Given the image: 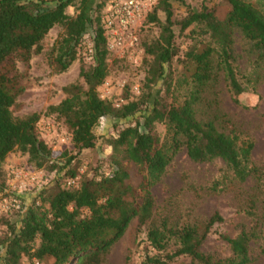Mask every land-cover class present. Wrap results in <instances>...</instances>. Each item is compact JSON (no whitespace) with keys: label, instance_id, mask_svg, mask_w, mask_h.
Returning <instances> with one entry per match:
<instances>
[{"label":"trees","instance_id":"obj_1","mask_svg":"<svg viewBox=\"0 0 264 264\" xmlns=\"http://www.w3.org/2000/svg\"><path fill=\"white\" fill-rule=\"evenodd\" d=\"M109 2L0 0V191L6 189L1 167L15 150L28 154L35 167L55 172L31 203L6 218L0 264H25V257L39 264H102L134 219L138 233L145 232L137 244L140 264H171L185 256L192 264H254L253 243L264 253V166L253 160V138L214 106L207 93L223 80L240 104L247 86L239 78L235 37L240 33L264 58V0H224L223 14L217 5L188 7L181 18L171 0H159L148 24L156 23L160 31L142 41L149 58L142 92L121 107L102 98L98 89L112 68L102 22ZM160 9L165 19L159 17ZM55 26L62 32L49 54L54 73L67 71L77 60L85 35L93 42L92 62L81 66V80L63 86L65 98L44 113L62 120L71 133L77 152L65 151L64 159L55 157L39 135L41 112L15 114L27 90L18 62L29 66ZM180 35H185L186 48L177 43ZM178 64L182 67H174ZM104 117L126 123L109 141L111 169L104 173L97 168L81 176L74 160L82 150L96 146L95 129ZM159 125L165 127L164 136ZM182 148L194 161H224V175L213 189L238 188L242 195L238 212L249 222H241L235 235L220 233L230 247L226 257L202 249L224 222L221 212L181 224L156 216L153 187ZM68 177H78V185L68 186ZM250 180L247 189L241 188Z\"/></svg>","mask_w":264,"mask_h":264},{"label":"rangeland","instance_id":"obj_2","mask_svg":"<svg viewBox=\"0 0 264 264\" xmlns=\"http://www.w3.org/2000/svg\"><path fill=\"white\" fill-rule=\"evenodd\" d=\"M171 1L177 18L184 16L188 7L200 10L203 5L209 7L217 5L220 14L225 13L227 8L224 0ZM74 11V7L69 8V12ZM158 13L161 19H165L164 11L160 9ZM159 31L156 23L147 25L141 33L142 41L157 36ZM176 31L179 35L178 28ZM61 32L62 27L60 26H55L50 31L43 40V51L32 57L29 66L22 61L18 62L20 72L25 75L24 82L27 84V90L20 95V106L15 111L17 116L32 112L42 113L37 124L39 135L52 148L54 156L59 158L65 151L70 155H76L77 150L73 146L71 133L66 124L56 116L44 113L50 104L59 103L65 98L63 86L81 80L80 68L82 65L91 64L93 46L90 34L85 35L79 46L77 60L67 71L54 73L50 65L49 54ZM177 43L186 48L188 42L185 40V35L177 37ZM234 48L239 78L247 86V89L239 96L240 104L234 102L223 80L207 93V97L213 101L214 106L218 104L223 112L253 138L255 143L253 160L256 164L264 166V58L258 51L253 50L251 42L244 39L240 33L236 34ZM148 60L149 58L143 55L141 65L136 68L129 64L127 58L115 63L116 61L110 55L109 61L112 68L110 75L98 88L100 96L112 101L114 105L120 98H124L127 102L135 99L142 92ZM174 67L181 68L182 65L178 64ZM136 86L139 90L135 88ZM116 122L117 120L110 117L102 118L95 129L96 146L82 150L77 155V160L74 162L76 161L75 163L80 166L81 176H90L97 171V168L99 172L108 173L110 171L108 158L112 153V146L109 141L116 137L120 129L126 125L124 121ZM158 132L164 136L165 127L159 125ZM225 168V163L221 159L194 161L189 157L187 150L182 148L153 187L157 203L156 216L159 218L167 216L174 224H181L189 219H207L215 212H221L224 222L214 228L202 246L204 251L215 252L221 257L230 254V247L221 238L220 233L235 235L241 222H249L238 212L242 201L238 188L235 191L213 189L215 181L223 177ZM1 170L6 181V189L0 191V235L6 229V218L23 205L31 203L55 177V172L35 167L29 162L28 154L21 150L11 152ZM65 180L68 186H76L79 181L78 177H68ZM252 182L250 180L247 185L245 184L246 186L242 185L241 188L247 189ZM14 200L20 202V208L12 207ZM144 238L145 232L138 233L137 220L134 219L123 237L105 256L102 264H140V250L137 244ZM252 247L256 257L254 264H264V253L261 252L260 244L254 242ZM34 262L35 259L31 261L27 257L24 258L25 264H34ZM171 264H192V260L185 256Z\"/></svg>","mask_w":264,"mask_h":264},{"label":"built area","instance_id":"obj_3","mask_svg":"<svg viewBox=\"0 0 264 264\" xmlns=\"http://www.w3.org/2000/svg\"><path fill=\"white\" fill-rule=\"evenodd\" d=\"M158 0H110L102 16L103 27L107 36V46L112 59H128L129 64L139 67L142 63V31L148 24V16ZM139 90V87H135ZM127 103L124 98L116 101L115 106ZM14 208H20L14 200ZM34 264H39L35 259Z\"/></svg>","mask_w":264,"mask_h":264}]
</instances>
